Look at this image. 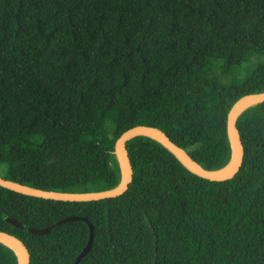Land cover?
<instances>
[{"label":"trees","instance_id":"obj_1","mask_svg":"<svg viewBox=\"0 0 264 264\" xmlns=\"http://www.w3.org/2000/svg\"><path fill=\"white\" fill-rule=\"evenodd\" d=\"M264 90V0H0V162L4 179L88 192L121 179L115 141L161 129L199 166L231 159L233 102ZM114 117L109 116V112ZM235 125L238 171H188L152 137L125 147L131 180L113 197L63 201L0 186V231L29 264H264V101ZM18 220L22 227L5 218ZM0 264L18 256L0 242Z\"/></svg>","mask_w":264,"mask_h":264},{"label":"water","instance_id":"obj_2","mask_svg":"<svg viewBox=\"0 0 264 264\" xmlns=\"http://www.w3.org/2000/svg\"><path fill=\"white\" fill-rule=\"evenodd\" d=\"M261 101H264V90L261 92L242 95L233 102L230 109L228 110L226 125L231 144V159L227 165L229 168L226 171L223 170L227 166L220 170L203 169L181 147L174 144L161 129L148 125H135L123 131L115 141L114 150L121 171V179L116 186L110 189L88 192L52 191L17 183L15 181L4 179L1 176L0 186L26 195L63 201H86L117 196L125 191L131 180V166L127 156L125 143L127 140L136 135H145L157 140L166 149H168L174 155V157L191 173L214 181L226 180L233 177L238 171L243 157V145L235 125L236 117L248 105ZM77 219L83 220L87 223L88 236L85 245L75 257V261L73 263L75 264L89 250L93 236L92 224L85 217L66 216L51 223L50 225L41 228L28 226L26 229L32 234H44L52 227L60 223ZM5 220L15 227H22V224L12 217H6ZM0 242L8 245L15 251L18 256V264H29L28 251L25 245L15 236L0 231Z\"/></svg>","mask_w":264,"mask_h":264},{"label":"rangeland","instance_id":"obj_3","mask_svg":"<svg viewBox=\"0 0 264 264\" xmlns=\"http://www.w3.org/2000/svg\"><path fill=\"white\" fill-rule=\"evenodd\" d=\"M110 117H114V113L112 111L109 112ZM6 171V164L4 162H0V176H3Z\"/></svg>","mask_w":264,"mask_h":264},{"label":"bare ground","instance_id":"obj_4","mask_svg":"<svg viewBox=\"0 0 264 264\" xmlns=\"http://www.w3.org/2000/svg\"><path fill=\"white\" fill-rule=\"evenodd\" d=\"M228 168H229V166H227L226 168H224V170H223V171H226Z\"/></svg>","mask_w":264,"mask_h":264}]
</instances>
